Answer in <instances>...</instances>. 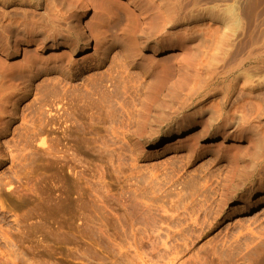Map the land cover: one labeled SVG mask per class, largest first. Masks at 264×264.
Returning a JSON list of instances; mask_svg holds the SVG:
<instances>
[{"label":"rangeland","instance_id":"1","mask_svg":"<svg viewBox=\"0 0 264 264\" xmlns=\"http://www.w3.org/2000/svg\"><path fill=\"white\" fill-rule=\"evenodd\" d=\"M263 40L264 0H0V264H264V68L228 76ZM130 42L172 66L156 102ZM228 125L238 156L159 151Z\"/></svg>","mask_w":264,"mask_h":264},{"label":"bare ground","instance_id":"2","mask_svg":"<svg viewBox=\"0 0 264 264\" xmlns=\"http://www.w3.org/2000/svg\"><path fill=\"white\" fill-rule=\"evenodd\" d=\"M110 3L108 2V5L107 6L105 5V7H107L109 11H112L114 9L113 8L114 6ZM71 5L72 4H69V7H71ZM116 9H117V7H116ZM104 11H106V10L103 9V12ZM111 13L112 12H110V13L108 12V14H111ZM101 22H99V23H101ZM129 25H131V24H129ZM103 29H104L103 25L102 26L98 25L97 27H94L96 37L92 41L95 43V47H94L95 52L93 54H91V53L85 54L83 59H82L83 61L90 60L94 56H99L102 49H104V46H106L104 40H105V38H107V35ZM120 32H121V30H120ZM66 34H68L69 36L74 35V33L71 29ZM42 37L44 38V41L42 40L44 42L43 46L47 45L48 43H51V46L49 48L53 51H57L60 49V47H62V46L64 47V45H66V40L62 34H60V35L58 34L54 37H51V40H48V37H46V36H42ZM127 38H129V37H126V39ZM122 39H124V36ZM115 40L119 42V39L116 38ZM131 40H134V39L130 38V41ZM135 41L136 40L131 41V42H135ZM131 42L129 44H133L132 47L130 46L132 48L131 53L133 54V59L141 67H143L145 69V71L148 72V75L151 79V82H150L151 85H149L150 87H149V93H148L149 94L148 100L150 101V103L156 102L157 98L160 94L159 92H160V90H162L161 89L162 86L164 85V83L166 81H168V79H169V77L173 71L172 66L170 67L169 65L166 64L167 62H165V60L167 61V59H165V60H164V58H163V60L156 59V56H158V55H156L157 54L155 51L156 49L153 50L154 52L145 54L146 51L145 52H139L141 49L140 50H139V48L135 49V48H137V47H135L136 43H131ZM184 47L186 48V50L188 52V56L194 54V47H193V40L192 39L189 41H186ZM70 49H72V48H70ZM78 51H79L78 47L72 49L71 56H70V54H68L69 51L65 49V51L63 53H61L60 55H58V56L54 55L53 57H51L49 59H43V62L44 61L45 62L51 61V63L52 62L54 63V67H56V68H65L67 66L72 68V66L76 64V63L74 64L72 57L77 56V54H79ZM185 56H187V55H185ZM253 66L257 67V68L258 67L264 68V40L261 42H254L250 46L249 53L246 56L240 58L238 63H236L231 69L229 68L230 71H228V76L235 74L239 70H242L245 68H250ZM173 69H174V67H173ZM233 129H234V127L232 125H228L223 130H221V132H220V135L222 136L221 139H209L208 137H206L203 140H201L199 138L200 135H198V132H196L195 130L183 131L182 133L167 139V141H165L163 144L161 143L162 145L159 148V151L166 152V151H169L171 149H175V150L181 149L182 150V149L188 148L190 150H193V152H194V150H197L198 148H200L203 150L206 149L207 151H211L214 153H220L222 151L227 152V153H231V156L235 155L237 153V156H238L239 155L238 150L241 148L240 145L238 147V143L236 141H233V142L232 141L229 142L230 140L228 141V138H229L230 134L233 132ZM254 139H255V137H254ZM257 201L262 203L264 201V196L263 195L260 196ZM50 211H51V217H53L55 219H59L60 221H62V215L65 212V208L63 207L62 204L59 205L58 207H52V209Z\"/></svg>","mask_w":264,"mask_h":264}]
</instances>
